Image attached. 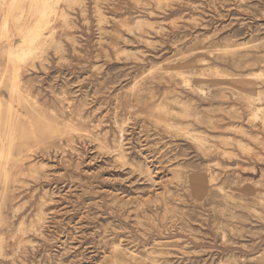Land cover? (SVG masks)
Returning <instances> with one entry per match:
<instances>
[{"label":"rangeland","instance_id":"obj_1","mask_svg":"<svg viewBox=\"0 0 264 264\" xmlns=\"http://www.w3.org/2000/svg\"><path fill=\"white\" fill-rule=\"evenodd\" d=\"M8 3L0 264H264V0Z\"/></svg>","mask_w":264,"mask_h":264},{"label":"bare ground","instance_id":"obj_2","mask_svg":"<svg viewBox=\"0 0 264 264\" xmlns=\"http://www.w3.org/2000/svg\"><path fill=\"white\" fill-rule=\"evenodd\" d=\"M33 1H34L36 8H37L36 12L38 13L39 19H38L37 25L34 27V29L25 35V46L22 47L21 51L18 53H15V52L10 53V56L11 57L16 56L17 60H18V58H20V60H21L23 58L25 59L26 56H29L33 51L32 45L34 43L43 44L42 33H40V28H41L42 24L46 21V19L49 15H53L55 20L62 19L63 21H66L65 13L61 9H55V7H54L57 5L59 6L62 0H33ZM66 1L67 2H77V0H66ZM21 2H22V0H9L8 5L10 6V8L12 10H14V9H18L20 7ZM10 18H14L15 20H19L20 17L17 15L16 16L13 15V16H10ZM53 36L54 35L52 33L50 37L52 38ZM8 58H9V56H8ZM14 64H15V62H14ZM263 123H264V119H263ZM8 153H10V152H8ZM4 157H5L4 151L1 150L0 151V159H2Z\"/></svg>","mask_w":264,"mask_h":264}]
</instances>
